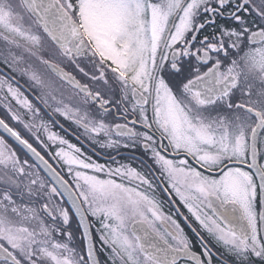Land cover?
Segmentation results:
<instances>
[{
  "label": "snow or ice",
  "instance_id": "6c2138e0",
  "mask_svg": "<svg viewBox=\"0 0 264 264\" xmlns=\"http://www.w3.org/2000/svg\"><path fill=\"white\" fill-rule=\"evenodd\" d=\"M0 264H264V0H0Z\"/></svg>",
  "mask_w": 264,
  "mask_h": 264
}]
</instances>
